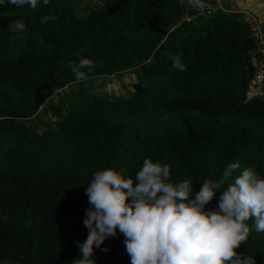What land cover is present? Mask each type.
<instances>
[{"label":"trees","instance_id":"trees-1","mask_svg":"<svg viewBox=\"0 0 264 264\" xmlns=\"http://www.w3.org/2000/svg\"><path fill=\"white\" fill-rule=\"evenodd\" d=\"M99 1L0 7V258L10 264H72L97 170L134 175L150 157L193 192L235 161L264 177V102L244 99L256 49L245 16L216 0L209 13L187 12L186 0ZM80 57L93 61L87 79L136 69L139 83L128 96L74 95L49 132L28 126L54 90L81 82L69 67ZM247 223L236 251L264 264V232ZM124 239L117 230L108 251L94 248L96 264H130Z\"/></svg>","mask_w":264,"mask_h":264},{"label":"clouds","instance_id":"clouds-1","mask_svg":"<svg viewBox=\"0 0 264 264\" xmlns=\"http://www.w3.org/2000/svg\"><path fill=\"white\" fill-rule=\"evenodd\" d=\"M184 3L185 0H180ZM49 0H0L17 8L35 10ZM190 6L205 9L206 0H187ZM171 67L184 71L179 55L171 57ZM93 61L80 57L69 62L76 81L87 79ZM239 173L234 175L237 170ZM173 181L167 163L143 159L134 175L106 167L92 173L85 187L89 207L84 210L87 229L83 242L74 241L80 255L72 264H96L94 248L116 235L124 236L130 264H256L254 256L237 252L252 227L264 232V177L252 168H240L235 161L224 166L218 178L200 181ZM217 203L207 208L213 198ZM7 215H0V221ZM0 264H10L0 258Z\"/></svg>","mask_w":264,"mask_h":264},{"label":"rangeland","instance_id":"rangeland-1","mask_svg":"<svg viewBox=\"0 0 264 264\" xmlns=\"http://www.w3.org/2000/svg\"><path fill=\"white\" fill-rule=\"evenodd\" d=\"M81 7L89 4V0H80ZM100 2L99 0H96ZM218 6L230 12V7L225 6L222 0H216ZM250 12L259 21L264 22V17L258 13L257 9L250 7ZM15 28H20L16 25ZM137 70L124 71L116 73L112 76H97L86 79L81 82H75L71 87H64L54 90L41 109L34 114H28L24 120L26 124L38 131L49 132L54 126V122L65 112L63 108L67 109L68 104L73 100L74 95H81L80 98L91 99L99 97H122L131 94L135 88L136 83H139V76ZM184 102H173L171 107L181 105ZM206 106V105H205ZM61 111L57 117L56 112Z\"/></svg>","mask_w":264,"mask_h":264},{"label":"built area","instance_id":"built-area-1","mask_svg":"<svg viewBox=\"0 0 264 264\" xmlns=\"http://www.w3.org/2000/svg\"><path fill=\"white\" fill-rule=\"evenodd\" d=\"M217 7L220 8L217 4ZM187 12H203L205 9L209 13L211 11L209 8L200 9L197 7L190 6L186 0ZM222 9V8H220ZM227 12V10L222 9ZM230 12L241 13L245 16L246 21L251 23V29L256 41V49L252 57L253 71L249 80L246 84V89L244 93L245 101H250L254 99H260L264 102V22L259 21L255 16H253L249 11L244 10H230ZM189 19V18H185Z\"/></svg>","mask_w":264,"mask_h":264},{"label":"crops","instance_id":"crops-1","mask_svg":"<svg viewBox=\"0 0 264 264\" xmlns=\"http://www.w3.org/2000/svg\"><path fill=\"white\" fill-rule=\"evenodd\" d=\"M225 6L233 10L250 12V7L258 8L257 11L264 17V0H222ZM251 13V12H250Z\"/></svg>","mask_w":264,"mask_h":264}]
</instances>
